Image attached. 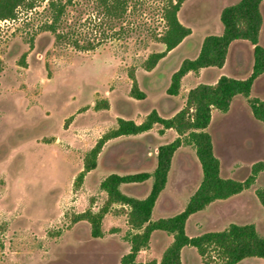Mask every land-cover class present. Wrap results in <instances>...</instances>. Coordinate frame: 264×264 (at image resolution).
I'll return each instance as SVG.
<instances>
[{"label": "rangeland", "instance_id": "1", "mask_svg": "<svg viewBox=\"0 0 264 264\" xmlns=\"http://www.w3.org/2000/svg\"><path fill=\"white\" fill-rule=\"evenodd\" d=\"M47 1L35 0L33 8L20 7L15 18L0 20V264H118L129 249L120 206L114 204L104 215L100 237L90 235L87 221L73 217L101 207L106 195L99 182L106 175L151 172L157 146L173 140L176 133L160 132L154 125L108 141L95 168L74 186L85 153L116 126L118 117L141 121L155 109L167 118L183 106L187 88L212 83L220 74L248 76L252 45L232 42L222 68L189 73L172 96L166 91L171 74L184 58L195 57L205 35L222 31L220 10L238 0H184L177 17L191 33L151 70L144 69V60L164 49L157 39L164 30L163 0H131L118 18L108 16L100 0H71L62 30L79 45L93 44L89 50L74 47L69 39L56 42L43 28L50 21ZM260 10L258 43L264 47V0ZM129 72L144 92L143 99L130 95ZM250 96L264 100V74L255 79ZM207 131L221 176L242 180L254 162L264 160V125L253 118L245 97L235 96L224 113L213 109ZM126 149L131 150L124 153ZM168 173L151 219L179 212L196 189L201 171L190 145L175 151ZM150 181L120 189L141 198ZM258 187H264V171L250 188L191 215L187 234L252 223L264 235V207L255 196ZM170 241V235L154 232L136 261L158 263ZM212 258V264H218ZM180 259L182 264H204L192 247H184ZM237 264H264V258L248 257Z\"/></svg>", "mask_w": 264, "mask_h": 264}, {"label": "trees", "instance_id": "2", "mask_svg": "<svg viewBox=\"0 0 264 264\" xmlns=\"http://www.w3.org/2000/svg\"><path fill=\"white\" fill-rule=\"evenodd\" d=\"M105 13L114 18L120 17L131 0H100ZM184 0H163L161 13L164 30L157 37L164 45L161 51L151 52L143 62L145 70H151L168 51L176 47L191 29L183 25L177 12ZM263 0H238L224 6L219 12L222 24L220 34L205 35L195 57L184 58L178 68L171 74L167 94L177 95L182 77L189 71L197 72L204 67L221 68L224 64L228 47L234 41H246L252 45V64L248 76L235 78L224 74L219 75L214 83H198L191 87L186 95L183 106L170 117L164 118L152 109L139 123L132 119L118 117L116 126L97 138L94 145L85 153L82 168L74 180L78 186L84 175L96 166L97 157L105 143L115 137L135 135L159 125V131L173 129L176 137L156 148L155 166L151 172L138 171L128 174L110 173L100 182L99 188L106 195L104 202L97 211L90 208L75 214L73 221L85 220L90 226V235H102L101 222L104 215L114 204L120 206L119 211L126 216L128 231L126 240L128 251L123 254L118 264H182L181 250L192 247L204 259V264H212V257L218 264H237L248 257L264 258V235L260 234L252 223H229L221 230H207L195 235H188L185 229L188 218L205 209L216 200L227 199L250 188L260 172L264 171V160L254 162L250 172L242 180L220 175V162L213 151V142L207 127L211 121L213 109L226 112L230 103L237 95L246 98L250 112L256 120L264 125V100L250 96L252 85L259 76L264 74V47L258 43L259 32L263 22L260 4ZM71 0H48L47 9L50 21L44 29L55 35V41H66L80 49H93V44L79 45L67 31L62 30V18ZM35 0H0V20L16 17L18 8L31 9ZM131 86L129 93L135 99L145 97L137 85L132 72H129ZM104 105L107 106L106 102ZM182 145H190L199 163L201 178L196 189L189 196L182 210L167 216L151 219L155 202L164 189L171 160L175 151ZM131 149H126L128 153ZM150 181V187L144 197H135L121 191L123 184ZM255 196L264 207V187L255 189ZM161 231L171 236L170 243L165 247L159 262L148 263L136 261L138 253L149 245L152 233Z\"/></svg>", "mask_w": 264, "mask_h": 264}, {"label": "crops", "instance_id": "3", "mask_svg": "<svg viewBox=\"0 0 264 264\" xmlns=\"http://www.w3.org/2000/svg\"><path fill=\"white\" fill-rule=\"evenodd\" d=\"M262 23H263V22H262ZM219 24H220V21H219V16H218V25H219ZM261 27H262V25H261ZM260 31H261V28H260ZM220 33H221V32H220ZM220 33H219V34H220ZM208 34H210V33H208ZM208 34H207V35H208ZM259 34H260V32H259ZM185 38H186V37H185ZM185 38H184V39H185ZM184 39H183V40H184ZM183 40H182V41H181L176 47H174L173 49H171L170 51H168V52L166 53L165 56L169 55L172 51H174V49H176V48H177V47L183 42ZM258 40H259V38H258ZM229 46H230V45H229ZM228 50H229V47H228ZM227 54H228V52H227ZM165 56H164V57H165ZM226 57H227V55H226ZM162 58H163V57H162ZM225 61H226V58H225ZM225 61H224V63H225ZM223 66H224V64H223ZM223 66H222V67H223ZM222 67H221V68H222ZM216 68H217V67H216ZM206 69H209V68H208V67L200 68L197 72H201V71L206 70ZM189 73H196V72H194V71H189V72H187L182 78H184V77H185L186 75H188ZM220 75H221V74H220ZM224 75H226V74H224ZM227 76H229V75H227ZM218 77H219V76H218ZM218 77H217V78H218ZM231 77H232V76H231ZM243 78H244V77H243ZM181 80H182V79H181ZM214 82H215V81H214ZM214 82H212V83H214ZM197 84H198V83H197ZM195 85H196V84H195ZM195 85H193V86H195ZM193 86H191V87H193ZM191 87H190V88H191ZM190 88H187V90H186L185 93H187V91H188ZM134 99H135V98H134ZM179 109H180V108H179ZM179 109H178V110H179ZM178 110H176V111H178ZM176 111H175V112H176ZM175 112H173L172 115H173ZM145 115H146V114H145ZM133 121L136 122V123H139V122H141L142 120H141V121H135V120H133ZM152 128H153V127H152ZM152 128H151V129H152ZM151 129H149V130H151ZM164 130H165V131H174L173 129H164ZM147 131H148V130H147ZM174 132H175V131H174ZM125 136H126V135H125ZM119 137H122V136H119ZM119 137H115V138H112V139H116V138H119ZM175 137H176V136H175ZM112 139H110V140H112ZM110 140H108V141H110ZM108 141H107V142H108ZM107 142H106V143H107ZM165 143H166V142H165ZM101 150H102V149H101ZM155 155H156V151H155ZM154 166H155V165H154ZM81 168H82V167H81ZM152 170H153V169H152ZM148 172H150V171H148ZM168 174H169V173H168ZM167 180H168V177H167ZM166 183H167V182H166ZM165 186H166V185H165ZM149 187H150V185H149ZM164 188H165V187H164ZM148 190H149V189H148ZM163 190H164V189H163ZM163 190H162V191H163ZM162 191H161V193H162ZM147 192H148V191H147ZM161 193H160V194H161ZM146 194H147V193H146ZM160 194H159V196H160ZM129 195H131V194H129ZM132 196H133V195H132ZM159 196H158V197H159ZM143 197H144V196H143ZM157 199H158V198H157ZM156 203H157V200H156L155 204H156ZM154 207H155V206H154ZM153 210H154V208H153ZM152 212H153V211H152ZM186 223H187V222H186ZM185 229H186V225H185ZM155 232H161V231H155ZM153 233H154V232H153ZM153 233H152V234H153ZM171 239H172V238H171Z\"/></svg>", "mask_w": 264, "mask_h": 264}]
</instances>
